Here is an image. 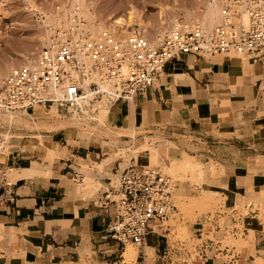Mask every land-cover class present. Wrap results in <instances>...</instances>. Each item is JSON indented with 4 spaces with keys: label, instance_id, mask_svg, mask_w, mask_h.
Returning <instances> with one entry per match:
<instances>
[{
    "label": "rangeland",
    "instance_id": "obj_1",
    "mask_svg": "<svg viewBox=\"0 0 264 264\" xmlns=\"http://www.w3.org/2000/svg\"><path fill=\"white\" fill-rule=\"evenodd\" d=\"M79 1L94 13L90 18L82 17L86 33L94 35L102 29L100 24L103 21L107 22L102 23L103 28L107 26L123 33V25L115 22V17L127 18L131 14H136L140 18L135 17L133 23L126 24V27L130 31H143L153 44H156L177 23L179 28L194 27L193 24L206 12L207 2L210 0ZM70 4H74L73 0H0V72L5 73L10 62H14L16 68L23 66L25 60L32 63L39 50L44 47V38L49 32L57 41L60 36L57 31L64 27L61 24L63 13ZM77 5L81 10L84 9L79 3ZM51 18L58 20L60 24L57 22L56 25H51ZM139 19L148 22L147 30L140 29ZM228 57L248 60L246 56L236 53H230ZM94 82V80L90 82L93 90ZM154 88L155 85L149 87L133 102L136 111L129 126L127 119L131 109L130 101L113 100L108 95L94 94L89 105L85 104L84 107L79 106L69 110L57 107L55 111L49 110V106H37L35 111L29 112H7L0 109V145L2 146L0 157L6 156L14 149H22L24 160L27 161L5 167L6 180L13 183L23 176H50L62 170L64 167L62 162L71 157L72 160L69 162L73 163L72 171L83 173L85 180L84 182L81 181L82 179L75 180L72 173L65 179L73 186L77 199H84L87 202L98 199L100 192L105 188L104 176H110L112 185L119 186L116 170L121 171L133 162L138 166L158 168L171 178L172 195L177 210L167 221L155 227V232L151 234L146 246L139 247L131 242L126 243L123 256L120 257L123 260L122 264L160 263L163 258L160 257L162 253L158 251L159 246H157L159 233H165L171 242L177 244L178 249L170 259L172 264L199 262L204 264L205 260L199 253V246L208 238L221 241V247L233 246L234 251L240 254L238 264H242L248 258L250 237H245L244 233L234 235L231 232V228L234 227L233 220L238 217L235 210L243 212L245 216L242 224H235L237 227L248 228L252 232L255 229L264 230V191L249 184L252 173H255L253 166L256 159L246 163L248 169L238 168L236 176L230 177L222 162L210 159L206 161L198 155L179 153L178 145L167 140L158 129L160 125L171 122L172 112L170 103H162L154 95ZM232 88L237 89V86ZM83 89V93H86L84 86ZM208 92V99L200 100V102L208 101V104L200 106V115H211L215 123L226 119L227 112L231 111L234 105L242 104L239 100L240 94L237 92L230 93L225 88L213 87H210ZM103 98L106 99L110 109L106 116L100 114L98 104ZM144 98L150 101H143ZM254 103V100L249 102V106ZM179 106L181 104L174 102V111ZM11 113L19 115L20 121L10 123L5 117ZM220 137L224 138V136ZM145 144L150 145V149L143 148ZM49 146L54 151H49ZM185 160H197L203 163V175L186 167L183 163ZM28 165H33L35 168L27 171L23 167ZM10 167L14 170L9 171ZM68 170L69 166L62 171L67 174ZM89 182L92 185L85 187V183ZM258 184L260 180L257 179L256 185ZM204 191L208 193L205 194ZM252 210L255 212H250ZM71 211L77 215L75 205L71 207ZM201 220L204 221V228L200 231L202 234L198 235L196 231L194 232V226L203 227V224L194 223ZM164 238L161 236L160 239ZM128 246L134 247L135 256L126 255ZM140 250L141 253H145L144 257L138 256ZM23 255L25 254L15 255L12 264H29L27 256L25 259L21 258ZM88 256L90 260L94 258L91 250H88ZM1 258L3 256L0 255ZM226 258L227 256L218 254L216 259L209 260V264H223ZM258 262L256 264H264L262 259H258Z\"/></svg>",
    "mask_w": 264,
    "mask_h": 264
},
{
    "label": "crops",
    "instance_id": "obj_2",
    "mask_svg": "<svg viewBox=\"0 0 264 264\" xmlns=\"http://www.w3.org/2000/svg\"><path fill=\"white\" fill-rule=\"evenodd\" d=\"M210 87L237 92L242 101L227 112L226 119L216 123L211 115H200V106L208 104L200 100L208 99ZM154 95L162 103H170L171 122L158 129L167 140L178 145L179 153L222 162L230 177L236 176L238 168L248 169L246 163L256 159L255 173L249 184L264 191V56L242 60L224 55L201 58L184 55L167 63ZM146 100L150 101L143 99ZM253 100L254 105L249 106ZM174 102L181 104L176 111ZM130 104L128 126L136 111L134 103L130 101ZM21 150L14 149L0 157V255L3 256L0 264H12L15 255L21 253L25 254L22 259L27 256L29 264H122L120 257L125 246L110 237L107 230L110 217L106 210L99 207L98 199L87 202L77 199L73 186L65 179L71 173L75 179L73 163L69 162L71 157L62 162L63 169L69 166L67 174L60 169L50 176H23L9 183L4 168L27 162ZM257 179L260 180L258 185ZM103 180L105 188L98 198L105 195L110 176H104ZM74 205L77 215L71 211ZM233 223L242 224L243 218H236ZM194 224H203V227L194 226V232L202 234L204 221ZM153 232L155 229L151 234ZM163 235L166 234L157 236L158 251L163 258L158 264H170L163 255L170 239L161 240ZM244 235L250 237V244L248 258L242 264H256L258 259L264 261V230L252 232L245 228ZM88 250L92 251V260ZM141 252L138 256L144 257L145 253ZM211 258L216 259L213 252L204 264H209Z\"/></svg>",
    "mask_w": 264,
    "mask_h": 264
},
{
    "label": "built area",
    "instance_id": "obj_3",
    "mask_svg": "<svg viewBox=\"0 0 264 264\" xmlns=\"http://www.w3.org/2000/svg\"><path fill=\"white\" fill-rule=\"evenodd\" d=\"M222 19L210 29L173 27L161 41L153 44L141 31L127 35L109 27L94 35L78 33L72 45L59 44L56 48L42 47L32 66L11 70L0 85V108L6 111H35L38 107L56 105L60 109H76L81 106L83 77L79 54L85 53L92 66L112 84L108 96L114 100L137 99L149 87L156 86L163 69L170 61L184 55L196 57L244 55L248 59L264 56V0H219ZM80 6H74L70 36L84 24ZM247 16V20L244 19ZM59 34V32H58ZM71 68L80 70L78 80L72 78ZM95 95L104 91L93 83ZM116 176L119 186L109 181L106 193L98 198L99 207L110 217L107 230L111 238L122 247L131 242L145 245L148 234L159 223L168 220L176 210L172 195V181L162 170L129 165ZM75 180H83L81 172H74ZM255 212V211H250ZM239 219L243 212L236 210ZM236 225L234 235L244 233ZM169 239L167 235H163ZM221 241L206 239L199 246L205 261L213 252L227 256L223 264H238L239 256ZM177 244L167 242L163 255L170 261L177 251ZM170 264H172L170 262Z\"/></svg>",
    "mask_w": 264,
    "mask_h": 264
},
{
    "label": "bare ground",
    "instance_id": "obj_4",
    "mask_svg": "<svg viewBox=\"0 0 264 264\" xmlns=\"http://www.w3.org/2000/svg\"><path fill=\"white\" fill-rule=\"evenodd\" d=\"M73 3L74 4H70V7L66 6V9H65V12L63 13V18L61 19V24L64 25V27H62L64 30H61L62 28H60L57 33L59 32L60 36L58 37L57 41H56V38H54L53 36L50 35V32L48 33V36L44 38V45L43 46H47L49 48H56L59 44H69V45H72L74 43V40L78 37V33L80 32H85V22L84 24H82L80 27H79V31H75L74 32V36H70L68 34L67 31L65 30H68L70 29V27H72V20H73V12H74V9H73V6L74 5H77V3H79V5H81V7L83 6L84 9L81 10V17H92L94 15L93 11H91V9H87V7L85 6L84 7V4L81 3L79 0H73ZM120 6V5H119ZM203 14V13H202ZM111 17V16H110ZM140 18L138 15L136 14H131L129 15L127 18L126 17H122V16H119V17H115V22L117 23H120L123 25V29H122V32L126 34V32H130V30L128 29V27H126V24H132V20L134 18ZM142 19V18H141ZM139 19V22L138 24L140 25V29H144V30H147L148 28V22L146 23V21H143ZM222 19V12H221V7H220V2L219 0H210L207 2V6H206V12L203 14V17L200 19H198L199 21H197L196 23H194V27H202L204 29H210L211 27H213V25H215L216 23L220 22ZM244 19L247 20V16L244 15ZM86 20V19H85ZM109 20H111L109 18ZM196 21V20H195ZM57 22L59 23L58 20H55V19H52L51 18V25L54 24L56 25ZM104 22V21H103ZM102 22V23H103ZM106 22V21H105ZM104 22V23H105ZM102 23L100 24V27L103 28L102 26ZM103 23V24H104ZM107 23V22H106ZM60 24V23H59ZM107 25V24H105ZM181 25V24H180ZM52 27V26H51ZM107 27V26H106ZM174 27H177L179 28V23H177ZM185 27V26H184ZM49 28V27H48ZM187 28V27H186ZM185 28V29H186ZM191 28V27H190ZM53 29V28H52ZM189 29V28H187ZM98 30V29H97ZM49 31H52V30H49ZM87 31V30H86ZM99 31V30H98ZM97 31V32H98ZM48 32V31H47ZM143 33V31H141ZM158 32V31H157ZM159 33V32H158ZM144 34V33H143ZM54 35V34H53ZM56 36V35H55ZM53 37V38H52ZM159 37V36H158ZM150 39V38H149ZM153 39V38H152ZM162 38H160V41H161ZM151 40V39H150ZM154 41V40H153ZM152 42V41H151ZM157 42V41H156ZM153 43V42H152ZM155 43V42H154ZM79 57H80V62H81V67H82V70H83V77L80 78V81L79 83L81 85L84 86L85 88V92L86 93H83L82 97H81V100H80V103H81V106L84 107L85 104L89 105L90 103V100L93 98V95L95 93V91L90 87V82L92 80H94L95 82H97L100 86V88L104 91L103 93V96L105 95H108L107 93L110 92L112 90V84L109 83L106 78L100 74L93 66H92V62L90 60V58L85 54V53H81L79 54ZM35 59V58H34ZM248 59V58H246ZM34 62V60H33ZM33 62L31 63L30 61H26L23 64V66H32L33 65ZM16 64L14 62H10L9 65H8V69L5 70V73L4 72H0V85L3 83L4 81V78L6 77V75L13 69L16 68ZM23 66H20V67H23ZM3 71V70H2ZM7 73V74H6ZM71 75H72V78L75 79V80H78L79 76L81 77L82 74H80V70H77V69H74V68H71ZM83 79V81H82ZM106 93V94H105ZM114 100V99H113ZM129 101H136V99H130ZM98 104H99V107H100V114L102 116H106L108 115V113L110 112V109H109V106L107 104V101L106 99H102V100H99L98 101ZM56 107L57 106H52V107H49V110H56ZM1 109V108H0ZM8 112V111H7ZM99 112V111H98ZM100 115V117H101ZM0 116H1V113H0ZM95 116V115H94ZM10 123H13L15 121L19 122L21 117L17 114H14V113H11L9 114V116H6L5 117ZM95 118V117H94ZM17 134V133H16ZM7 135V134H6ZM1 145H0V151L2 150L1 149ZM143 148L145 149H150V145L148 144H145L143 146ZM49 151H54L53 148H51L49 146ZM53 155V153H51ZM176 162V161H175ZM179 162V161H177ZM176 162V163H177ZM182 163V162H181ZM184 165L186 164V167L190 168L191 171H198V173H200V175H203L204 173V167H203V163L197 161V160H185L184 162ZM181 166V164H180ZM185 167V168H186ZM25 170L27 171H30L32 169L35 168V166L33 165H28V166H24L23 167ZM14 170L13 167H10L9 168V171H12ZM83 180H85L83 178ZM81 180V181H83ZM84 182V181H83ZM82 182V183H83ZM9 183H12L11 181H9ZM83 185V184H82ZM86 185H92L91 182L89 183H85V187ZM205 192V191H204ZM208 192L206 191L205 194H207ZM181 196V195H180ZM206 196V195H205ZM180 198V197H179ZM194 199V198H193ZM192 199V201H193ZM184 201V200H183ZM183 203V202H182ZM186 203V202H185ZM167 221V220H166ZM164 223V222H163ZM162 223H159L157 225H160ZM156 225V226H157ZM155 226V227H156ZM157 229V228H156ZM151 233L152 231L148 234L146 240H145V244L147 245L149 240H150V236H151ZM154 233V232H153ZM128 251L127 254H129L131 257L135 256L136 255V251L134 249V247L132 246H128V249H126ZM128 256V255H127ZM129 257V256H128ZM132 260V259H131Z\"/></svg>",
    "mask_w": 264,
    "mask_h": 264
}]
</instances>
